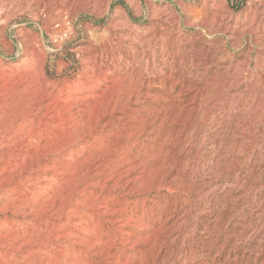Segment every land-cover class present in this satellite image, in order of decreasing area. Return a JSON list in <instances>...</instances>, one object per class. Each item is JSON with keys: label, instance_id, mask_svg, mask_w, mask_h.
<instances>
[{"label": "rangeland", "instance_id": "obj_1", "mask_svg": "<svg viewBox=\"0 0 264 264\" xmlns=\"http://www.w3.org/2000/svg\"><path fill=\"white\" fill-rule=\"evenodd\" d=\"M0 264H264V0H0Z\"/></svg>", "mask_w": 264, "mask_h": 264}, {"label": "bare ground", "instance_id": "obj_2", "mask_svg": "<svg viewBox=\"0 0 264 264\" xmlns=\"http://www.w3.org/2000/svg\"><path fill=\"white\" fill-rule=\"evenodd\" d=\"M36 2L38 1V0H35ZM54 95V94H53ZM33 96V95H32ZM47 96V95H46ZM131 98V97H130ZM131 100V99H130ZM49 107V106H48ZM48 107H46V108H48ZM16 123V122H15Z\"/></svg>", "mask_w": 264, "mask_h": 264}]
</instances>
